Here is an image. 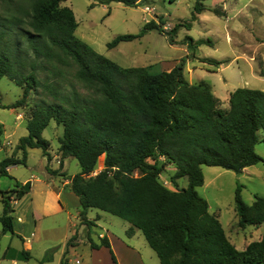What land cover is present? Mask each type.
I'll return each instance as SVG.
<instances>
[{
    "label": "trees",
    "instance_id": "1",
    "mask_svg": "<svg viewBox=\"0 0 264 264\" xmlns=\"http://www.w3.org/2000/svg\"><path fill=\"white\" fill-rule=\"evenodd\" d=\"M64 1L0 0V80L7 77L23 88L22 98L9 108L24 106L38 87L54 98L53 103L43 101L34 107L28 135L1 162V175H7L11 166L26 165L29 149H41L50 161V142L42 135L55 121L63 126L61 166L64 159L74 157L81 168L70 178V188L79 198L83 223L94 225L87 218L90 209L128 222L142 232L161 264H264V235L239 251L197 190L205 182L204 166L242 174L246 168L264 164L255 151L257 143L264 142V92L238 88L226 110L208 84L186 79L185 58L170 72H155L153 66L121 67L76 37L78 22L73 10L62 6ZM109 1L133 8L145 0ZM205 10L199 2L192 20ZM182 26L191 25L179 23L166 32L161 23L151 20L139 34L118 36L107 47L114 49L154 30L174 45ZM204 61L221 65L213 59ZM70 68L75 72L69 80ZM65 81L70 85L77 81L88 94L77 93L72 85L71 96L61 95ZM6 107L0 94V109ZM2 135L0 124V145ZM104 155L105 169L88 177ZM158 157L176 169L170 181L177 190L161 181L163 166L149 164ZM48 171L59 175L49 167ZM137 171L141 175L135 178ZM183 178L188 186L181 189L178 181ZM16 186L2 197L3 234L14 233L13 201L31 190L29 183ZM235 203L240 228L264 224L263 197L256 195L254 203L247 205L238 188ZM77 238L76 234L68 241L62 264H69V248ZM88 241L94 250L111 248L107 237L97 244L89 235ZM55 250H49L42 262L52 261ZM111 254L113 264H118ZM22 257L29 259V252L23 251Z\"/></svg>",
    "mask_w": 264,
    "mask_h": 264
},
{
    "label": "rangeland",
    "instance_id": "2",
    "mask_svg": "<svg viewBox=\"0 0 264 264\" xmlns=\"http://www.w3.org/2000/svg\"><path fill=\"white\" fill-rule=\"evenodd\" d=\"M199 2L208 9L205 12L206 23L203 26L210 29V34L203 31V26L200 27L198 23L192 20L195 6ZM226 3L228 13L225 11L224 4ZM62 5L71 8L75 14L78 22V28L75 32L76 37L121 67L153 66L155 72H161L165 63L172 62L184 55L181 48H185L186 44L189 43L190 52L197 57V59L192 60V64H197V62H200L199 59L203 61L204 58L221 62L222 66L207 62L205 67H202L204 71L208 72L206 73L208 83H228L234 89L249 88L264 92V0H145L139 6L133 8L109 0H66ZM146 7L154 9L153 15L145 13L144 9ZM2 11L3 8L0 6V12ZM145 18L148 20L153 18L157 23H161L166 32H170L179 23L190 24L191 26L190 28L186 26L180 28L175 38L177 41L174 44L175 47L170 45L165 34L154 30L145 34L141 39L122 42L118 47L108 49L107 44L118 36L139 34L145 25ZM166 26L167 28H164ZM190 40H193V42L190 43ZM247 62L253 66L254 77L251 76L249 63ZM222 67H224V70H221ZM69 72L68 79L70 80L73 79L72 74L75 72V68H70ZM40 76L41 78L45 77ZM186 76L189 77L187 73ZM72 85H74L73 88L77 93L83 96L88 94L77 81L73 82ZM72 85L69 81H65L61 85L60 94L71 96ZM0 94L3 105L7 106L0 109V124L3 126L0 145L1 164L4 159L15 153L20 139L28 135L27 123L34 107L43 101L53 103L54 98L47 90L38 87V90L30 95L24 106L9 108L22 98L23 88L7 77L0 80ZM17 116H19V121ZM42 136L50 142L49 155L53 157L52 168L59 173H65L64 176L59 174L54 178L55 186L59 190H64L60 200V204L64 209L60 212H74L73 215H76L75 212L81 211L79 198L69 187L63 186V183L66 179H70L81 172L79 162L76 158L69 157L64 159V166L57 163V161H62L59 154V139L63 136V126H59L55 121H52L44 130ZM259 136L260 138L263 137V131L259 132ZM8 142H11L12 145ZM12 148L14 152H12ZM255 151L264 158V142H258ZM104 161L105 155L100 158L95 171L88 177L96 176L102 172L105 169ZM48 163L49 158L44 155L41 149H31L26 165L14 167L13 172L7 175H1L0 173V217L3 214L4 207L3 194H10L11 191L16 189V179L23 182L33 176L36 178L33 182L34 193L32 197L36 212H42L37 210L38 206L42 210L46 202L47 204L52 203L47 199L45 185L51 176L48 171ZM155 163H158V166H163L166 173L163 175L166 178L162 177V181L170 179L174 175L176 169L165 158L158 157L149 161L150 165ZM203 174L205 182L202 187L197 189L198 193L207 200L210 213L220 217L228 236L234 239L230 231L232 230L234 237L250 238L252 236L253 242L259 241V236L264 235V224L259 229L253 226L245 229L240 228L235 197L237 189L240 188L242 199L247 205L254 203L256 195L264 198V164L260 163L249 167V175L237 174L221 167L207 166L203 167ZM140 175L141 173L138 171L133 174L135 178L140 177ZM180 181L188 186L187 178ZM168 186L171 190L178 189L174 184H168ZM19 203V206H16L12 213L15 230L17 212H31V197H26ZM12 204L14 208V201ZM55 210L52 209L50 212H56ZM89 212V218L96 217L97 214L101 216L100 219L94 218L96 221L95 227H93L94 225L88 226L92 229L94 235L97 236L103 229L108 230L114 235L116 246L119 243L117 239H127L125 226L128 223L126 221L98 209H90ZM60 218L62 219L60 225L63 226L59 231L49 232L47 228H49L50 219H47L41 225L40 230L42 233L38 231L35 238L28 236L32 243L34 241L39 242V246H44L49 242L58 243L56 247L49 249L56 248L52 253L53 258L55 257L56 260L60 255L58 252L64 244L62 238L68 230L65 227L68 223L65 215L60 216ZM73 224H77V228L73 230L79 231L81 229L80 233H82V225H80L78 216L71 218L70 227ZM99 226H102L103 229H100ZM96 236H91V238L94 237V240H98ZM11 239H13L12 245L10 244ZM143 241L149 248L145 238ZM7 248L10 252L4 257ZM12 250L20 252L14 255ZM49 250L44 254L40 248L39 250L35 249L31 252L29 259L22 257L24 250L21 238L18 234L10 232L3 234L0 222V264H14L13 260L16 261V264H52L50 262L53 260L46 263L42 262ZM64 250H67L66 245ZM83 251L85 252L84 249ZM119 252L123 264H133L131 256L125 254L126 251L119 250ZM70 253L67 256L68 258L71 257ZM154 257L156 260L158 259L157 255H154ZM72 259L74 260L72 264H80L76 258ZM99 259L101 264H111V260L109 262L104 256L99 257Z\"/></svg>",
    "mask_w": 264,
    "mask_h": 264
},
{
    "label": "crops",
    "instance_id": "3",
    "mask_svg": "<svg viewBox=\"0 0 264 264\" xmlns=\"http://www.w3.org/2000/svg\"><path fill=\"white\" fill-rule=\"evenodd\" d=\"M63 4V2H62ZM225 5V11L226 13H228V6L227 3L224 4ZM63 6V5H62ZM64 7V6H63ZM207 8L206 10L202 13L197 15V20L195 21V23H198L201 26H203V24H205V17H206V13L207 12ZM150 20H153L150 19ZM150 20L145 18V24L148 23ZM164 28H167L164 27ZM203 31H206L208 34H210V29L209 28H205V26H203ZM233 32H235V30H233ZM176 41V40H175ZM177 42V41H176ZM188 46H190L189 43L186 44L185 48H181V52L184 53L183 56H180L178 59L172 61V62H168L165 63L163 65V71H167L170 72L172 71L180 62L183 58L186 59V63H185V76L186 73L188 74V78L186 76V79L191 83V84H199L201 82H204L206 84H208L211 87L212 92L214 93V95L221 101L222 104V108L228 110L230 107V97H231V93H233L236 89H234V87H232L231 85H229L228 83H208L206 81V71H204L202 69V67L206 65V58H204V60L202 61L201 59H199L196 63H191L193 59H197L196 55L191 53ZM172 47H175V45H172ZM192 56V57H191ZM249 63V62H247ZM250 67V73L252 74L251 76H253V66L249 63L248 64ZM222 66V65H220ZM221 70H224V67L221 68ZM229 103V106H228ZM17 120L19 121V116H17ZM10 145H12L11 142H8ZM33 150V149H32ZM12 152H14V149L12 148ZM31 149L28 150V155H27V160L26 163L29 160V155H30ZM60 154V152H59ZM61 156V154H60ZM18 157L21 158L22 157V153L19 152L18 153ZM56 158V157H54ZM52 162H53V157H51V160L48 163V166L51 170L56 171L55 169L52 168ZM58 164L61 165V161H57ZM65 165V161L63 160V166ZM16 166H24V165H14L11 166L7 169L8 173H12L13 172V168ZM249 172V168L244 169L242 174H248ZM59 174H65V173H59ZM56 176H50L49 181L45 184L46 185V194H47V199L48 201H51L52 203L50 204H45L44 208L38 206V211H42V212H36L35 211V207H33V182L35 181V177L33 176L30 179H26L23 182H20L19 180L16 179V184H20L21 186H25L27 183H29L31 185V190L29 193H27L22 199L14 201V209L16 206H19V202H21V200H24L26 197H31V212H17L18 216L16 218L17 220V225H16V230L14 228V234H18L19 237L21 238L22 242H23V250L26 252H29V254H31V252H33V250L37 249L39 250V248L41 249V252L45 254V252L47 250H49L52 247H56L58 243H54V242H49L46 243L44 246H39V242L34 241L33 243L30 241V238H28V236H31V238H35L38 234V231L40 233H42V231L40 230L41 225L43 223V221L50 219L49 220V228H47V230L51 233H55L57 231H59L62 226L60 225L62 223V219L60 218V216L65 215L66 218V222L67 223V227L68 230L69 228H71V230H67V232L65 233V235L62 238V242L63 247L61 248L60 255L58 256L57 260L55 259V257L53 258V261L50 262L52 264H62L63 258L65 256L66 251L65 249V245H67L68 241L70 240V238L74 235L77 234L78 238L75 241L74 246H71L70 248H72V250H70L69 248V253L71 255V257H69V264H72V262L74 261L72 258H76L77 262H79L80 264H101V261L99 259V257L104 256L105 258H107L110 262L111 260V264H113V260H112V254L111 251L113 252V254L116 257V260L118 262V264H123L122 263V259H121V255L119 250H124L126 251V255L131 256L132 260H133V264H161L160 259L158 258L156 260V258L154 257V255H157L156 252L149 246V248L146 246V244L144 243L143 239L145 238L144 235L142 234V232L136 228L132 229V226L128 223L127 226H125V232L127 234V239H117L118 240V246H116V243L114 241V235L112 233H110L108 230H104L102 228V226H99L100 229H103L102 232H100L97 236L94 235L92 233V229H90L88 227V225H86L85 223H83L82 218L80 216L81 211L80 212H75L76 215H73L74 212H60L62 209V206L60 204V200L62 199L64 190H59L58 187L55 186V181L54 178ZM184 179V178H183ZM182 180V179H180ZM178 181V185L179 188H187V185L184 184L181 181ZM63 186L69 187L70 188V179H66L65 182L63 183ZM17 189V186H16ZM71 189V188H70ZM72 191V190H71ZM56 204V207H55ZM81 207V205H80ZM52 209H56V212H50V210ZM209 211H210V207H209ZM90 214V212H88V215ZM212 214V213H211ZM87 218L89 221L94 222V224H96L95 219H100L101 216L99 214H97L96 217H88ZM214 215V214H213ZM78 216L80 219V225H82V233H80L79 231H75L73 229L77 228V224H73L72 227H70L71 224V218ZM216 216V215H215ZM218 217V216H217ZM95 218V219H94ZM19 219H21V221H19ZM219 221L222 224V221L220 219V217H218ZM13 224H14V219H13ZM96 225H94L93 227H95ZM223 226V224H222ZM224 228V227H223ZM259 229V227H258ZM131 230L130 234H128V231ZM225 230V229H224ZM232 233V236L234 239L230 238L228 236V234L226 233L228 239L231 241V243L239 250V251H244L248 245L250 243L253 242L252 236L250 238L244 237H234V233L232 230H230ZM226 232V230H225ZM93 234V235H92ZM89 235L91 236H96L98 238V240H93L95 243L99 244L100 240L102 238L107 237L109 240V243L111 245V248H106V247H102L99 250H94L91 248L90 243L88 242V237ZM263 236H259V241L262 239ZM40 240V238H39ZM37 240V241H39ZM10 244H13V239L10 240ZM147 245L148 242H147ZM74 248V249H73ZM83 249L85 250V252L83 251ZM9 249L7 248V250L4 252V257L7 256ZM13 254H19L17 252V250H12ZM68 253V255H69ZM146 256V257H145ZM158 257V255H157ZM147 258V259H145ZM81 259V260H80ZM147 260V261H146ZM14 261V264H16V261ZM149 262V263H148Z\"/></svg>",
    "mask_w": 264,
    "mask_h": 264
},
{
    "label": "built area",
    "instance_id": "4",
    "mask_svg": "<svg viewBox=\"0 0 264 264\" xmlns=\"http://www.w3.org/2000/svg\"><path fill=\"white\" fill-rule=\"evenodd\" d=\"M144 11H145V13H147L148 15H150V14H152V13H154V9L153 8H150V7H146L145 9H144ZM153 15V14H152ZM165 173H163V174H161L160 175V179H161V181H162V177H164L163 175H164ZM98 175V174H97ZM164 178H166V177H164ZM169 179V178H168ZM164 180V181H162L163 182V184L165 185V186H167L168 188H170L169 186H168V184H171L172 185V182L170 181V179L169 180ZM19 221H21V219H19Z\"/></svg>",
    "mask_w": 264,
    "mask_h": 264
}]
</instances>
